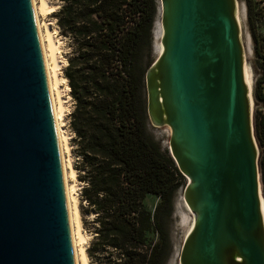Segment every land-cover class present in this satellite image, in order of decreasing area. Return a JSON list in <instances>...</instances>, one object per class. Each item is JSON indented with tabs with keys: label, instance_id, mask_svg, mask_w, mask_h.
I'll return each instance as SVG.
<instances>
[{
	"label": "water",
	"instance_id": "95a60500",
	"mask_svg": "<svg viewBox=\"0 0 264 264\" xmlns=\"http://www.w3.org/2000/svg\"><path fill=\"white\" fill-rule=\"evenodd\" d=\"M156 1L159 52L143 73L145 115L167 128V153L184 179L190 224L177 264H264L239 3ZM0 264H73L30 0H0Z\"/></svg>",
	"mask_w": 264,
	"mask_h": 264
},
{
	"label": "trees",
	"instance_id": "16d2710c",
	"mask_svg": "<svg viewBox=\"0 0 264 264\" xmlns=\"http://www.w3.org/2000/svg\"><path fill=\"white\" fill-rule=\"evenodd\" d=\"M54 1L51 16L67 48L61 74L72 100L67 125L81 213L91 215L86 256L92 264H165L179 173L146 132L142 88L150 62L143 58L153 0ZM254 96L264 99L259 85ZM253 124L264 146V113ZM259 172L264 197V157ZM146 195L158 198L152 213Z\"/></svg>",
	"mask_w": 264,
	"mask_h": 264
},
{
	"label": "rangeland",
	"instance_id": "374dc122",
	"mask_svg": "<svg viewBox=\"0 0 264 264\" xmlns=\"http://www.w3.org/2000/svg\"><path fill=\"white\" fill-rule=\"evenodd\" d=\"M49 6L52 7L53 10L56 9L57 3L54 0H45ZM34 2L37 4L38 0H34ZM240 7V21H241V30H242V40L245 46V61L246 66L248 69V76L249 81L251 84V98H252V129H253V136L255 139V143L257 145V167H258V179H259V189L261 193V197L263 199L264 203V197L261 192V180H260V172H259V161L263 159L264 157V146L263 139L261 136L257 134V131L254 129V116L257 112L264 113V99L259 100L255 98L254 93L257 89V85H259L260 92L263 95L264 98V16H261V13H264V0H249V6L247 5V0H237ZM249 8V9H248ZM153 9H154V15L156 14V10H158V4L156 0H153ZM52 11L47 13L45 16L41 17L38 16L39 22H42L44 20L47 24L48 29L52 33V36L57 41V61L59 64L58 69V75L62 76V68L65 65V54L67 52L66 43L65 40L59 36L57 28L54 23V19L52 18ZM248 15H250L251 20L253 21V26L255 30L256 35V41L253 40L251 36V27L248 20ZM155 18V17H154ZM154 20V19H153ZM152 20V21H153ZM154 23H151V28L149 31V45L147 51H145L144 55V61L151 62L155 56V54L158 53L157 50V43L155 42V36H154ZM263 79L262 82H260ZM66 82L65 83H59V89L60 92V98L62 100L63 104V111H62V121L60 126L61 130L66 133L67 138V144L69 146L68 154L64 153V159L69 158V161L71 163V167L74 170V165L76 158L71 153V148L73 147L70 143V139L72 137V134L68 128V114L72 109V100L68 95V90L66 89ZM142 98L145 106V90L144 85L142 88ZM64 121V122H63ZM146 132L150 137L158 144L159 149L161 151H164L167 153V139H168V130L167 128L160 127L155 128L151 127L146 120ZM168 154V153H167ZM76 173V171L74 170ZM69 180V181H68ZM67 184H73L74 185V194L75 198L77 200L78 204V213H79V221H80V230L84 234V241L83 245L84 247H88L89 242L92 238L91 234V226H90V219L91 215L81 213V206L82 202L79 198V190L81 188V183L77 180L76 175L74 176V179L67 178ZM184 184L183 177L179 174L178 178V187L175 189L172 195L171 199V213L169 218V225H168V231H169V254L167 257V260L165 264H177V255L179 251V245L182 238V235L184 232L189 228V225H185L183 223V215L182 212H186V208L182 202L181 199V190L182 186ZM158 202V198L153 195H146L143 200L144 208L147 209L150 213H152L154 205ZM85 248V250H86ZM86 255V251H85ZM87 258L88 264H92L90 260ZM80 264V263H79Z\"/></svg>",
	"mask_w": 264,
	"mask_h": 264
},
{
	"label": "bare ground",
	"instance_id": "6f19581e",
	"mask_svg": "<svg viewBox=\"0 0 264 264\" xmlns=\"http://www.w3.org/2000/svg\"><path fill=\"white\" fill-rule=\"evenodd\" d=\"M33 18L35 23V29L37 33L39 48L41 52V59L43 63V69L45 74V80L47 85V92L49 97V103L51 108V114L53 118V124L55 129V134L57 138V145L59 150L60 156V163H61V175H62V185H63V192L65 198V206H66V213H67V224L70 236V243H71V250H72V257H73V264H88L87 258L85 255V248L83 245L84 241V234L80 230V221H79V213H78V204L74 194V185L67 184V178L74 179L76 173L74 172L73 168L71 167V163L69 158H65L63 154L69 153L68 149L69 146L67 144L66 133L61 130L60 126H62V111H63V104L60 98L59 83H65V79L62 76L58 75V59L56 56V52L58 49L57 41L52 36V33L48 29L47 24L44 20L39 22L38 16H45L47 13L53 11L52 7L47 4L45 0H38L36 4L34 0H30ZM154 38L155 42L157 43V39L160 35V27H159V19H158V10H156L155 18H154ZM157 50L159 52V46L157 43ZM248 69L246 66V62L244 65V77L245 81L248 86L249 96L251 100V84L249 81L248 76ZM67 87V86H66ZM69 90L68 88H66ZM252 104V100L250 101ZM64 122V121H63ZM69 181V180H68ZM182 199V198H181ZM183 202V201H182ZM184 204V203H183ZM261 205L263 203L261 201ZM185 206V205H184ZM186 208V206H185ZM183 223L185 225L190 224V217L187 212L183 213ZM187 231V230H186Z\"/></svg>",
	"mask_w": 264,
	"mask_h": 264
},
{
	"label": "crops",
	"instance_id": "0c3cea01",
	"mask_svg": "<svg viewBox=\"0 0 264 264\" xmlns=\"http://www.w3.org/2000/svg\"><path fill=\"white\" fill-rule=\"evenodd\" d=\"M263 34H264V31H263Z\"/></svg>",
	"mask_w": 264,
	"mask_h": 264
}]
</instances>
